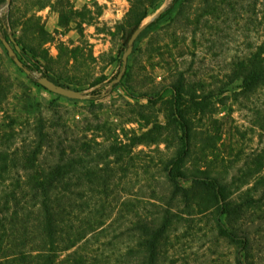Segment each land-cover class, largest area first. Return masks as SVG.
Segmentation results:
<instances>
[{"label":"trees","instance_id":"1","mask_svg":"<svg viewBox=\"0 0 264 264\" xmlns=\"http://www.w3.org/2000/svg\"><path fill=\"white\" fill-rule=\"evenodd\" d=\"M182 1L173 0L166 14ZM200 4L192 12L197 23L203 16L215 21L246 11L262 34L248 51L233 57L226 79L212 84L195 79L194 66L183 63L166 86L174 92L171 99L164 98L165 88L156 91V98L143 93L148 103H137L141 119L151 105L166 102L169 122L182 131L174 135L179 147L164 158V172L150 196L111 190L117 184L115 165L130 166L136 147L160 140L172 146L169 137L156 132L157 123L134 137L96 141L89 122L78 131L65 115L46 109L20 133L13 129L0 135V264H189L180 242L200 233L203 223L206 235L236 247L237 264H260L254 249L256 236L264 233V147L216 159L213 151L221 135L201 131L196 118L213 115L218 98L236 85L235 98L254 104L252 124L264 139V0ZM13 18L11 5L0 18L1 40L13 36ZM29 69L39 84L35 68ZM42 72L50 77L46 69ZM117 85L108 93L92 91L97 96L91 101L108 97ZM8 90L0 80V110Z\"/></svg>","mask_w":264,"mask_h":264},{"label":"rangeland","instance_id":"2","mask_svg":"<svg viewBox=\"0 0 264 264\" xmlns=\"http://www.w3.org/2000/svg\"><path fill=\"white\" fill-rule=\"evenodd\" d=\"M140 1L135 4L133 0H13L16 26L10 31L21 49H25L18 55L26 67H34L37 78L44 76L42 71L46 69L55 82L90 92L111 90L110 82L122 70L128 49L126 41L132 31L138 25L161 19L153 26L148 25L136 38L129 56L128 75L112 94L96 101L68 98L35 83L15 63L0 39V80L9 89L0 110V135L13 129L20 133L29 119L46 109L65 115L78 131L89 122L93 127L90 136L96 141L134 137L157 123L156 132L163 133L162 139L169 137L172 146L160 140L136 147L130 166L115 165L117 184L111 190L123 196L137 193L147 197L158 187L164 158L179 147L174 135H182V131L169 122L166 102L151 105L148 111L144 110L145 119H141L137 103H148L143 93L156 98V91L165 88L164 98L171 99L174 92L166 86L173 70L183 63L194 66L195 79L209 84L226 79L233 57L249 50L255 37L262 34V27L258 31L246 11L241 16L230 15L215 21L203 16L197 23L192 12L201 5L200 0H184L169 14L166 9L173 0ZM7 2L0 0V18L7 12ZM28 19L31 20L25 26L23 22ZM42 26L43 32L39 30ZM12 45L15 47V43ZM236 87L231 85L218 98L213 115L196 118L201 131L221 135L213 151L216 159L234 158L239 152L246 155L258 146L264 147L262 132L252 124L250 109L254 104L237 100ZM101 126L104 130L95 131ZM200 227L203 228L200 233L180 242L189 264H237L236 247L224 239L217 241L214 234L206 235L205 223ZM254 254L264 264V233L256 236Z\"/></svg>","mask_w":264,"mask_h":264},{"label":"water","instance_id":"3","mask_svg":"<svg viewBox=\"0 0 264 264\" xmlns=\"http://www.w3.org/2000/svg\"><path fill=\"white\" fill-rule=\"evenodd\" d=\"M12 2L13 0H8L7 5H6L7 11L11 9ZM148 25L149 23L138 26L132 33L131 37L129 38L128 49L124 53V56H123L122 70L118 74L117 78L113 79L110 82L111 89L113 88L115 84L119 83L123 79L128 69L129 56L133 53L136 38L148 27ZM2 40H3L4 45L9 51V55L14 59L16 64L20 68L24 69L26 73L31 74V69L26 67L24 61L21 60V58L18 55V53L21 51V46L17 42V40L13 36L10 37V40L7 39L6 37H3ZM12 42L15 43V47L12 45ZM38 81L41 85H43L45 88L49 89L50 91L57 93L59 95L68 97V98L75 99V100H91L97 96L87 90L75 89L72 87L61 85L55 82L54 80H52L48 76H40L38 77Z\"/></svg>","mask_w":264,"mask_h":264}]
</instances>
